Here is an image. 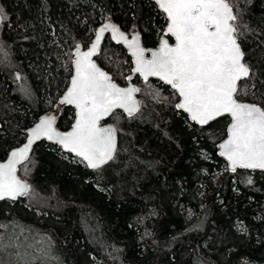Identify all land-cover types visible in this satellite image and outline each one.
Returning <instances> with one entry per match:
<instances>
[{
	"label": "trees",
	"instance_id": "trees-1",
	"mask_svg": "<svg viewBox=\"0 0 264 264\" xmlns=\"http://www.w3.org/2000/svg\"><path fill=\"white\" fill-rule=\"evenodd\" d=\"M228 2L250 69L236 98L264 109V0ZM0 8V158L50 108L58 128L70 127L73 109L57 98L73 49L101 21L140 32L144 46L165 26L149 0H0ZM96 61L125 83L131 62L121 46L106 38ZM133 82L139 111L108 121L118 134L113 160L89 169L41 141L19 165L30 191L0 200L8 264H264V172L227 170L217 155L227 117L197 126L169 86Z\"/></svg>",
	"mask_w": 264,
	"mask_h": 264
},
{
	"label": "snow or ice",
	"instance_id": "snow-or-ice-1",
	"mask_svg": "<svg viewBox=\"0 0 264 264\" xmlns=\"http://www.w3.org/2000/svg\"><path fill=\"white\" fill-rule=\"evenodd\" d=\"M156 2L166 13L167 34L174 37L175 44L170 45L164 39L159 49L146 58L138 38L129 42L118 27L106 24L99 29L89 50L81 51L77 45L75 74L60 103L74 105L79 110V119L66 134L54 129V116L44 117L31 129L27 144L13 151L7 163L0 164V200H15L30 191L29 185L16 175L17 164L28 159L31 146L38 139L55 141L94 170L114 159L116 129L101 127L100 121L117 108L129 117L138 112L134 94L140 89L118 87L92 59L98 54L106 31L111 32L112 39L123 41L131 49L135 72L145 82L149 76H156L178 93L181 100L176 107L188 113L192 121L203 126L225 114L231 117L229 138L220 145V155L229 161L233 172L237 168L264 170V109L235 98L241 90L238 82L249 77L250 69L242 62L237 29L231 23L236 16L228 0ZM6 18L0 8V24Z\"/></svg>",
	"mask_w": 264,
	"mask_h": 264
},
{
	"label": "water",
	"instance_id": "water-1",
	"mask_svg": "<svg viewBox=\"0 0 264 264\" xmlns=\"http://www.w3.org/2000/svg\"><path fill=\"white\" fill-rule=\"evenodd\" d=\"M149 1H151V2H153V3L155 4L156 8H157V9L163 14V17H164V19H165V26H164V28H163V30H162V35L159 37V39H158V41H157V44H156L155 46H144L143 43H142V39H141V34H140V32H138V31L127 32L126 30L122 29L118 24H116L115 22H113L111 19H104L103 21H101V22L96 26L95 31H94V33H93V37H92L91 41L88 43V45L85 46V47H81V46H80V50H81V51H87V50H89V48L91 47V45H92V44L95 42V40H96V36H97V34H98V32H99V29H100L101 27H104V25H106V24H112V25H115L116 27H118V28L120 29V31H121L125 36L128 37L129 42H131L134 38H138L140 47L143 48V49H145L146 58H150V53H151L152 51H157V50L159 49L160 44H161L162 40H164V39H167V40L169 41V44H170V45H174V44H175V39H174V37H171L170 34H167V27H168L169 21L167 20L166 13H164L163 10L159 7V5L157 4L156 0H149ZM228 3H229V2H228ZM229 4H230V3H229ZM231 7H232V6H231ZM232 9H233V7H232ZM233 14L235 15L234 9H233ZM231 23H233V21H232ZM106 38H108V39H109L111 42H113L115 45H119V46H121V47L126 51L127 55L130 57V61H131V70H130L129 75H128L127 78H126L125 83H124V84H118V83L115 82L113 79H112V82L115 83L118 87H121V88H129V87H135V88H136V86H135V84H134V82H133V81H134V78H135L136 76H137L140 80H142V81L145 82L143 76H141L140 73L135 72V66H136V65H135V57L132 56V54H131V49H129V48L127 47V45H126L123 41H121V42L118 43L116 40L112 39V34H111L110 31H106V32L104 33V36L102 37V39H101V43H100V45H99L98 54H99L100 48H101V46L103 45V42H104V40H105ZM236 39H237V37H236ZM237 43L239 44L238 40H237ZM239 46H240V44H239ZM76 48H77V46L73 49V52H72L71 74H70V77H69V80H68L67 86L65 87V89L63 90V92H62V93L58 96V98H57V102H58L59 105H67V106H70V107L73 109V116H74V117H73V121H72L70 127H68L67 129H60V128H58V127L56 126V118H57V116L55 115L54 112H49V113H45V114L41 115V116H40L35 122H33L28 128L25 129V135H24V139H23V141H22L21 143L15 145V146H13L12 148H10V149L7 151L5 157L0 158V164L7 163L8 160L11 159V153H12L13 151H17V150L23 148V147L27 144L28 140L30 139V135H29V133H30L31 129H33L37 124H39L40 121H41L44 117H49V116H54V117H55V123H54L53 127H54V129H55L57 132H60V133L66 134V133H69V132H71V131L73 130V128H74V126H75V124H76V121L79 119V116H78V111H79V110H78L74 105H70V104H61V103H60V100L66 95V93L68 92V90H69L70 87H71V80H72V78H73V76H74V74H75V64H74V62H75V59H76V56H75ZM240 49H241V51L243 52L241 46H240ZM98 54L95 55V56H93L92 59L94 60V62L97 64V66H98L101 70H103V71L106 72L109 76H111V75H110V74H109L104 68H102V67L97 63V61H96V57L98 56ZM242 62L245 63V62H244V53H243V61H242ZM129 77L131 78L130 80L128 79ZM149 80H157L158 82H160V83H162V84H164V85H167V86H169V87L171 88L170 85H168V84H166L164 81L160 80L159 77H156V76H149L147 81H149ZM243 80H245V79H242L241 81L238 82V87H239L240 82H242ZM171 89H172V88H171ZM172 90L176 93V91H175L174 89H172ZM176 95L178 96V100H177V102H176V105H177V104L180 102L181 98L179 97L178 93H176ZM235 98H236V97H235ZM134 99L138 102V107L140 108V103H139V98H138V96H137V93L134 94ZM236 99H237L239 102H241V103L254 104V105H256V106L262 108V107H261L259 104H257V103H254V102H251V101H246V100H240V99H238V98H236ZM176 109L179 110V111H182L183 113H185V114L187 115V118H188V120H189L190 122H192V123H194V124H196L197 126H200V127H204V126H206V125H208V124H210L211 122L214 121V120H212V121H210L208 124L201 126V125L197 124L195 121H192V120L190 119V115H189L188 113L184 112V111L181 110V109H178L177 107H176ZM262 109H263V108H262ZM115 111H120V112H123V113H125V114H128V113H126L123 109H119V108L115 109V110L113 111V113H114ZM113 113H112V114H113ZM136 113H137V112H136ZM136 113H134V114H136ZM112 114H111V115H112ZM111 115L104 117V118L100 121V126H101V127H113V128H114V126L108 122L109 119H110V117H111ZM221 117H227V120H228V121H227L226 128H225V136H224V138H223L220 142H218V144H217V155L219 156V158H221V159L226 163L227 170H228L229 172H231V173H234V172L231 170V166H230L229 161H228L224 156H221V155H220V152L222 151V149L220 148V145H221L222 143L226 142L227 139L229 138L228 129H229L231 123H232V120H231V117L228 116L227 114H225L224 116L217 117L215 120H217V119H219V118H221ZM41 141H45V142H47V143H51V144L56 145L58 148L61 149L62 152H64V153H68V154H71L73 157L77 158L82 164H84L87 168H89V167L87 166V163L84 162V161H82L80 157H77L74 153H70V152H68L67 150L63 149L62 146L59 145L58 143H56L55 141H50V140H47L46 138H41V139H38V140L34 141V143H33L32 146H31V150H30L28 156L31 154L32 149H33V146H34L35 144L41 142ZM117 142H118V134H117V131H116V148H117ZM114 154H115V153H114ZM24 162H25V161H23L22 163H24ZM22 163H20V164H22ZM20 164H17V173H16V175H17V177H18L22 182H24V183H26L27 185H29V183H28L26 180L22 179V178L18 175V169H19V165H20ZM89 169H92V168H89ZM236 170H248V171H261V172H264V170H261V169H243V168H237ZM29 188H30V185H29ZM18 197H19V196H18ZM18 197H17V198H18ZM4 200H11V199L5 198Z\"/></svg>",
	"mask_w": 264,
	"mask_h": 264
},
{
	"label": "rangeland",
	"instance_id": "rangeland-1",
	"mask_svg": "<svg viewBox=\"0 0 264 264\" xmlns=\"http://www.w3.org/2000/svg\"><path fill=\"white\" fill-rule=\"evenodd\" d=\"M57 107H60V105L58 104L57 105ZM49 112H54L55 113V115L57 116L58 115V110L57 109H55V108H50L46 113H49ZM3 255V250L0 248V260L2 261H4V257H6V261L4 262V263H6L7 262V264H8V257L7 256H4Z\"/></svg>",
	"mask_w": 264,
	"mask_h": 264
},
{
	"label": "flooded vegetation",
	"instance_id": "flooded-vegetation-1",
	"mask_svg": "<svg viewBox=\"0 0 264 264\" xmlns=\"http://www.w3.org/2000/svg\"><path fill=\"white\" fill-rule=\"evenodd\" d=\"M108 39V38H107ZM159 39V38H158ZM126 52V51H125ZM127 54V53H126ZM130 58V57H129ZM131 62V61H130Z\"/></svg>",
	"mask_w": 264,
	"mask_h": 264
}]
</instances>
